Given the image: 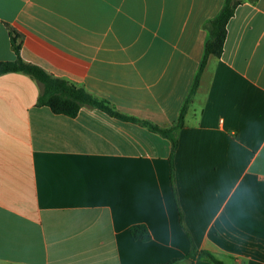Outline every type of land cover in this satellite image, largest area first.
<instances>
[{
  "label": "crops",
  "instance_id": "obj_1",
  "mask_svg": "<svg viewBox=\"0 0 264 264\" xmlns=\"http://www.w3.org/2000/svg\"><path fill=\"white\" fill-rule=\"evenodd\" d=\"M224 0H0V62L19 56L170 128ZM41 85L0 76V264H168L191 244L264 264V0H241L170 142L83 106L36 107ZM173 185V188H172ZM247 189L236 201L231 191ZM144 225L148 242L132 240ZM178 264H212L195 257Z\"/></svg>",
  "mask_w": 264,
  "mask_h": 264
},
{
  "label": "trees",
  "instance_id": "obj_2",
  "mask_svg": "<svg viewBox=\"0 0 264 264\" xmlns=\"http://www.w3.org/2000/svg\"><path fill=\"white\" fill-rule=\"evenodd\" d=\"M255 2L256 0H249ZM241 0H224L223 6L219 13L207 24L208 37L204 45L203 56L198 70L194 76L192 86L183 106L180 109L177 120L170 128H161L151 122L140 120L134 117L123 115L116 111L110 104L104 100L97 99L81 87L73 83L53 76L34 64L27 63L19 56L20 44L16 37L10 36V43L15 54L13 61L0 62V76L8 73H22L30 76L41 85V92L36 100V107L48 108L53 114L63 115L68 118L77 116L83 106L95 109L106 116L121 122H129L139 125L151 133L159 135L161 138L170 142V181L173 183V155L177 149V136L179 131L184 127V117L189 105L198 90L200 78L206 63L210 57L219 58L222 54V47L226 36V25L233 16L236 7ZM173 188V185H172ZM129 234L132 240L138 242H148L150 234L144 225H133L129 227ZM195 257L204 259L212 264H223L213 255L206 251H198L191 244L188 256L182 259L171 260L168 264H178L183 260H190Z\"/></svg>",
  "mask_w": 264,
  "mask_h": 264
},
{
  "label": "clouds",
  "instance_id": "obj_3",
  "mask_svg": "<svg viewBox=\"0 0 264 264\" xmlns=\"http://www.w3.org/2000/svg\"><path fill=\"white\" fill-rule=\"evenodd\" d=\"M261 163H264V161H261ZM227 191H231L235 200L239 201L246 194L247 189L244 187H241V188H238V189L233 191L231 188H229V189H227Z\"/></svg>",
  "mask_w": 264,
  "mask_h": 264
}]
</instances>
